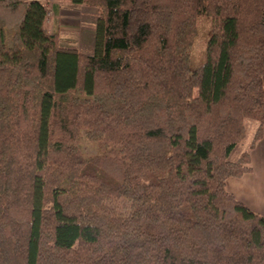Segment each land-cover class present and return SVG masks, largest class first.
<instances>
[{
    "label": "trees",
    "instance_id": "obj_1",
    "mask_svg": "<svg viewBox=\"0 0 264 264\" xmlns=\"http://www.w3.org/2000/svg\"><path fill=\"white\" fill-rule=\"evenodd\" d=\"M60 1L97 9L93 52L0 0V264H264L227 188L264 135V0Z\"/></svg>",
    "mask_w": 264,
    "mask_h": 264
},
{
    "label": "rangeland",
    "instance_id": "obj_2",
    "mask_svg": "<svg viewBox=\"0 0 264 264\" xmlns=\"http://www.w3.org/2000/svg\"><path fill=\"white\" fill-rule=\"evenodd\" d=\"M53 3H61L64 14L53 13ZM48 9L47 27L50 32L58 33L60 37V44L66 47H75L78 44L73 41L76 37V31L81 32H92L95 33V22L97 19V9L95 7L87 6L85 4H72L69 1L60 0H48L45 4ZM199 24V35L195 41L194 48L192 51L191 61L193 66L202 64L205 60V49L206 42L209 38L210 31V20L207 16H200L198 19ZM58 24L60 30H54V25ZM56 31V32H55ZM87 36V35H86ZM75 45V46H72ZM80 46V51L85 53L93 52L94 46L91 45L90 49H83ZM77 48V47H75ZM86 48V47H85ZM79 49V48H77ZM258 126L256 120H246V137L245 139L235 146L231 153V158L236 159L242 152L249 149L250 143L254 137ZM82 149L85 154H95L98 150L97 145L89 140L82 141Z\"/></svg>",
    "mask_w": 264,
    "mask_h": 264
},
{
    "label": "crops",
    "instance_id": "obj_3",
    "mask_svg": "<svg viewBox=\"0 0 264 264\" xmlns=\"http://www.w3.org/2000/svg\"><path fill=\"white\" fill-rule=\"evenodd\" d=\"M52 11L56 14L59 13V15L64 14L61 3H53ZM53 29L59 31L60 26L55 23ZM94 38L95 33L77 30L73 41L83 46V49H90L91 45L94 46ZM78 45L72 46L80 50L81 48ZM251 165V172L241 177L229 178L227 180V188L239 201L253 211L264 215V135L257 142L254 149L251 150Z\"/></svg>",
    "mask_w": 264,
    "mask_h": 264
},
{
    "label": "built area",
    "instance_id": "obj_4",
    "mask_svg": "<svg viewBox=\"0 0 264 264\" xmlns=\"http://www.w3.org/2000/svg\"><path fill=\"white\" fill-rule=\"evenodd\" d=\"M31 1H37V2H40L42 4H46L48 2V0H31Z\"/></svg>",
    "mask_w": 264,
    "mask_h": 264
}]
</instances>
